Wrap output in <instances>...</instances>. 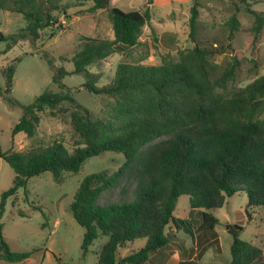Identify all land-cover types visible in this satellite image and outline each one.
Listing matches in <instances>:
<instances>
[{
  "label": "trees",
  "instance_id": "trees-1",
  "mask_svg": "<svg viewBox=\"0 0 264 264\" xmlns=\"http://www.w3.org/2000/svg\"><path fill=\"white\" fill-rule=\"evenodd\" d=\"M61 0H0V10L22 14L27 26L15 34L0 32V43H6L3 53L19 42H37L42 32L53 27V11L67 15L66 8L58 7ZM92 12L106 10L113 26V40L86 39L82 49L70 60L73 71L57 66L44 55L53 71V83L60 92L45 91L31 104L22 105L11 96L16 64L5 70L6 88L0 95L10 106H22L24 114L13 129L34 138L41 123V115L68 116L77 137L73 150L55 141L26 151H0L15 173L12 188L2 194L0 202V259L21 263L39 249L11 251L3 237L2 218L7 202L18 199V192L27 188L30 180L50 172L61 184L64 173H78L85 162L106 152L121 153L125 163L117 171L104 170L85 177L70 204V212L84 228L82 252L89 253L100 236L108 240L99 252V264H150L151 258L168 247L171 237L168 228H180L188 221L174 216L180 197H189L190 206L197 210L222 208L227 198L238 192L246 193V212L264 213V75L246 88L226 95L234 81L238 65H231L217 78L212 58L221 49L202 47L194 31L200 11L192 8L190 38L194 48L181 53L179 62L161 65L121 63L113 80L99 86L101 76L91 68L117 53L133 50L141 44L143 29L151 22L149 7L145 12H126L112 5L113 0H91ZM154 0H148V5ZM246 11L254 18L250 29L255 38L263 34L264 13ZM147 58V57H146ZM63 61H68L62 58ZM18 58L16 62H20ZM69 75H81V88H70L63 81ZM81 89L96 96L113 100L107 118H96L72 93ZM121 188L118 201L101 204L103 195ZM20 216L27 214L21 210ZM199 232H212L218 219L211 212H200ZM240 224L228 226L233 237L232 260L228 264H264V253L251 240H243ZM191 236L193 232L189 230ZM212 234V233H210ZM214 236V234H212ZM145 241L135 249L138 241ZM178 250V264H201L194 247L174 243ZM122 249H130L126 255Z\"/></svg>",
  "mask_w": 264,
  "mask_h": 264
},
{
  "label": "rangeland",
  "instance_id": "rangeland-1",
  "mask_svg": "<svg viewBox=\"0 0 264 264\" xmlns=\"http://www.w3.org/2000/svg\"><path fill=\"white\" fill-rule=\"evenodd\" d=\"M247 4L251 5V9L264 13V0H154L151 5H148V0H113V6L126 12H145L149 7L151 22L144 27L141 44L137 48L114 54L92 67L91 71L101 76L98 85L104 86L113 80L121 63H137L145 59L142 64L158 66L162 64L163 58L168 62H179L181 53H188L194 48L190 38V21L192 8L196 5L200 11L194 31L198 43L202 47L223 51L212 58L214 78L220 77L231 65H238L236 77L226 92V95H230L264 75V29L262 36L255 38L250 30L254 26V18L246 11ZM55 5L64 6L67 15L53 11L55 23L42 32L40 40L21 41L7 53H3L6 43H0V86L6 88L5 70L15 63L16 73L10 94L24 106L31 104L47 90L60 92L53 83V71L44 55L53 59L57 66L73 71L74 65L70 60L82 49L86 39H114L108 12H92L93 1L61 0ZM26 26L22 14L0 10V32L3 34L18 33ZM18 58H21L20 62H16ZM63 82L70 88L79 89L85 78L69 75ZM72 95L96 118L108 117L113 103L109 97L96 96L83 89L78 92L75 90ZM23 114L22 106L12 107L0 95V151L8 152L13 148L23 152L55 141L63 143L69 150L74 149L77 137L68 116L52 117L47 110L41 115L38 133L34 138H28L23 133L13 136V129ZM259 116L264 118V107ZM124 163L123 154L106 152L88 159L78 173H64L61 184L54 181L50 172L32 178L27 193L24 189L19 190L15 205L13 197L8 200L1 222L3 237L11 251L39 250L27 261L8 263L0 259V264H99V252L108 237L100 236L84 256L81 246L85 231L70 212V204L85 177L104 170L113 173ZM14 179L13 169L0 157V202L2 194L12 188ZM120 192V187L106 192L100 203L118 201ZM247 205L246 193L238 192L227 198L222 208L197 210L191 208L189 197L184 195L177 202L174 216L188 223L179 229L168 228V234L172 241H185L188 247H194L198 255L196 258L201 264H228L232 260L233 242L228 226L240 224L244 228L241 238L253 241L264 253V213L251 212V220L246 212ZM19 210L27 216H20ZM199 211L211 212L217 217L219 222L212 232L198 231L201 224ZM144 244L145 241L140 240L134 248ZM168 250H160L153 262L171 264L174 255ZM129 252L130 249L121 250L123 255Z\"/></svg>",
  "mask_w": 264,
  "mask_h": 264
},
{
  "label": "crops",
  "instance_id": "crops-1",
  "mask_svg": "<svg viewBox=\"0 0 264 264\" xmlns=\"http://www.w3.org/2000/svg\"><path fill=\"white\" fill-rule=\"evenodd\" d=\"M199 213H200V211H199ZM180 233V231L178 232V234ZM179 242H183V241H176L175 239H173V241L171 240V243L169 244V246L168 247H165L166 249H169L168 251L170 252V254H173L174 256H173V259H172V262H171V264H178L179 263V261H180V255H179V252H178V250H176L174 247H173V244L174 243H179ZM185 242V241H184ZM186 243V242H185ZM172 246V249L170 248ZM186 246H187V244H186ZM192 246H194V244H193V240H192ZM188 247V246H187ZM165 248H163V249H165ZM162 250V249H161ZM160 251V250H159ZM158 251V252H159ZM178 252V255H179V257H178V255H177V252ZM157 252V253H158ZM157 253L154 255V256H156L157 255ZM154 256L151 258V261H150V264H159V263H154L153 262V259H154Z\"/></svg>",
  "mask_w": 264,
  "mask_h": 264
}]
</instances>
